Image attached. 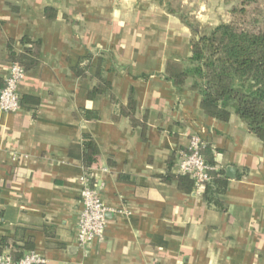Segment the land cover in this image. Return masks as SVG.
<instances>
[{
    "label": "crops",
    "instance_id": "0c3cea01",
    "mask_svg": "<svg viewBox=\"0 0 264 264\" xmlns=\"http://www.w3.org/2000/svg\"><path fill=\"white\" fill-rule=\"evenodd\" d=\"M234 5L0 0V92L16 56L31 50L36 60L18 85L19 111L0 110L4 254L19 247L45 264H264L263 143L235 114L228 122L206 115L192 80L178 90L166 74L170 63L189 64L190 23L217 27ZM100 80L109 92L92 94ZM130 99L133 120L121 113ZM193 136L225 176L236 169L224 210L168 179ZM86 138L98 148L89 171ZM87 172L108 211L104 239L83 248Z\"/></svg>",
    "mask_w": 264,
    "mask_h": 264
},
{
    "label": "trees",
    "instance_id": "16d2710c",
    "mask_svg": "<svg viewBox=\"0 0 264 264\" xmlns=\"http://www.w3.org/2000/svg\"><path fill=\"white\" fill-rule=\"evenodd\" d=\"M236 1L226 23L214 28L190 23L193 37L189 64L170 63L166 74L178 90L192 80L190 88L200 94L201 108L206 115L221 122H228L233 114L237 115L264 145V0ZM29 55L16 56L14 60L25 71L36 65L31 50ZM109 89L108 83L100 80L92 94L108 93ZM135 109L136 103L130 99L121 113L133 120ZM86 139L83 160L86 171H89L96 161L98 148L90 138ZM208 150V146L201 150L211 167L208 172L210 180L202 188L204 200L208 205L224 210L221 196L225 194L229 181L225 171L216 168ZM172 177L180 180L181 188L187 186L191 190L194 185L188 176L170 173L168 179ZM9 246L8 239L0 238V255ZM11 250L9 255L15 262L24 258L19 247H11Z\"/></svg>",
    "mask_w": 264,
    "mask_h": 264
},
{
    "label": "built area",
    "instance_id": "2783aa9c",
    "mask_svg": "<svg viewBox=\"0 0 264 264\" xmlns=\"http://www.w3.org/2000/svg\"><path fill=\"white\" fill-rule=\"evenodd\" d=\"M26 75V71L17 63L11 65L6 86L0 92V110L6 113H17L21 107L18 85ZM205 142L198 136H193L188 148L177 155L176 173L188 176L193 180L196 191H201L204 184L210 180L207 164L201 153ZM82 184L81 202L83 210L78 221V244L89 247L95 241L104 239L107 225V208L104 206L96 187L92 183L90 173L80 178ZM46 261L36 252H30L19 262H15L9 254L0 255V264H45Z\"/></svg>",
    "mask_w": 264,
    "mask_h": 264
},
{
    "label": "water",
    "instance_id": "95a60500",
    "mask_svg": "<svg viewBox=\"0 0 264 264\" xmlns=\"http://www.w3.org/2000/svg\"><path fill=\"white\" fill-rule=\"evenodd\" d=\"M235 173H236V169L233 167H229V168H227L226 176L229 179H235Z\"/></svg>",
    "mask_w": 264,
    "mask_h": 264
},
{
    "label": "rangeland",
    "instance_id": "374dc122",
    "mask_svg": "<svg viewBox=\"0 0 264 264\" xmlns=\"http://www.w3.org/2000/svg\"><path fill=\"white\" fill-rule=\"evenodd\" d=\"M234 1H235V5H236V4H237V1H236V0H234ZM235 5H234V6H235ZM234 6H233V7H234ZM233 7H232V8H233ZM232 8H231V9H232ZM230 11H231V10H230ZM229 15H230V14H229ZM229 19H230V16H229ZM228 21H229V20H228ZM205 28H208V27H205Z\"/></svg>",
    "mask_w": 264,
    "mask_h": 264
}]
</instances>
